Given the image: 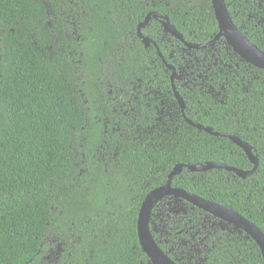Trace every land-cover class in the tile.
<instances>
[{
  "label": "trees",
  "instance_id": "1",
  "mask_svg": "<svg viewBox=\"0 0 264 264\" xmlns=\"http://www.w3.org/2000/svg\"><path fill=\"white\" fill-rule=\"evenodd\" d=\"M264 52V0H224ZM246 179L181 169L179 188L232 207L264 234V70L220 38L210 0H0V264H151L137 237L141 203L177 164L254 166ZM148 230L171 264H263L256 243L178 198Z\"/></svg>",
  "mask_w": 264,
  "mask_h": 264
},
{
  "label": "water",
  "instance_id": "2",
  "mask_svg": "<svg viewBox=\"0 0 264 264\" xmlns=\"http://www.w3.org/2000/svg\"><path fill=\"white\" fill-rule=\"evenodd\" d=\"M210 2L218 27V34L212 41L198 46H194L187 43L186 41H184L180 32L177 31L174 25L169 23V20L166 17L162 18V23H161L164 32L171 35L173 38L179 40L180 42L183 43V45L186 48L191 50H202V49L210 48L215 44V42H217L220 38H222L225 40L226 44L231 48L233 53L236 54L241 60L253 66L254 68L264 70V52L261 51L258 47H256L252 42H250L235 27V25L233 24V22L231 21L228 15L224 0H210ZM152 16H158V14L155 12L148 13L145 17L144 22L137 26V35L141 40L142 44L144 45V47L147 48L150 45H152L156 49L158 56L161 58L162 62L166 64V67L172 71L170 77L171 88L185 122L188 125L198 130L204 131L212 136L224 137L229 139L243 150L247 158L251 162H253L254 166L251 170L245 171L218 162H206L205 164L175 165L171 170V172L168 174L166 183L150 191L146 195L143 202L141 203L137 218V237H138L139 245L142 251L149 258L151 264H171V261L161 251V249L157 246L154 239L150 235V232L148 230V220L153 207L159 201H161L166 197H174L186 201L192 206L226 222L227 224H231L237 229L244 232L258 246L264 264V234L257 226H255L253 223L245 219L230 206L214 203L212 201L203 199L195 194L186 192L179 188H173L171 186V181L173 176H175L183 168L196 172L221 169L227 172H232L241 179H246L256 171L258 167V159L252 155L250 146L247 143L243 142L237 136L224 134L220 132H214L209 126L192 122L191 120L186 118L184 114V108H185L184 101L179 95V93L176 91L174 85V81L176 78L175 68L166 63L163 56L159 52L157 44L152 39L144 37L140 31V27L145 26L148 23L149 17Z\"/></svg>",
  "mask_w": 264,
  "mask_h": 264
},
{
  "label": "flooded vegetation",
  "instance_id": "3",
  "mask_svg": "<svg viewBox=\"0 0 264 264\" xmlns=\"http://www.w3.org/2000/svg\"><path fill=\"white\" fill-rule=\"evenodd\" d=\"M166 198H174V197H166ZM212 216V215H211ZM216 218V217H215ZM218 219V218H217ZM220 220V219H219ZM222 221V220H221ZM222 222H224V221H222ZM224 223H226V222H224Z\"/></svg>",
  "mask_w": 264,
  "mask_h": 264
}]
</instances>
